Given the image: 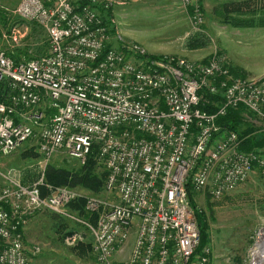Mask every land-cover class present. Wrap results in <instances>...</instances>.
<instances>
[{
  "label": "built area",
  "instance_id": "built-area-1",
  "mask_svg": "<svg viewBox=\"0 0 264 264\" xmlns=\"http://www.w3.org/2000/svg\"><path fill=\"white\" fill-rule=\"evenodd\" d=\"M77 1L21 0L16 8L46 31L45 55L15 63L0 47V155L34 143L43 156L36 181L1 174L0 264H32L27 217L37 208L66 214L79 198L76 189L45 182L50 159L65 152L84 164L95 148L111 195L87 200L97 214L87 224L95 264H209V247L197 252L190 190L220 199L264 169V148L245 152L239 135L218 125L241 105L264 120V77L236 78L220 56L194 63L154 57L137 44L104 51L108 17L96 0ZM200 1L181 0L196 24ZM205 92L222 98L215 113L200 107Z\"/></svg>",
  "mask_w": 264,
  "mask_h": 264
},
{
  "label": "rangeland",
  "instance_id": "rangeland-1",
  "mask_svg": "<svg viewBox=\"0 0 264 264\" xmlns=\"http://www.w3.org/2000/svg\"><path fill=\"white\" fill-rule=\"evenodd\" d=\"M96 1L111 3L114 31L110 33V44L114 47L137 44L151 56H175L194 63H207L220 56L224 68L236 78L264 77V0L200 1L203 15L199 24L194 22L191 10L183 6L181 0ZM20 2L0 0V13L8 18L7 26L0 27V47L7 52L27 45L38 46L39 53L44 54L49 46L48 35L37 23L17 15L15 11ZM240 2H247L251 8ZM225 3L238 4V8L248 12H233V17L256 18L254 26L236 25L227 18L229 15L224 16V11L227 14L232 6L223 9ZM14 28L20 30V38L14 36ZM245 119L255 128L264 129V120L253 112L245 115ZM34 146V143L26 144L10 156L0 155V188L4 184L1 174L10 170L17 171L25 183L38 180L43 156ZM50 163L77 169L81 162L68 153L59 152L45 169ZM98 171H105L104 167L98 166ZM76 190L79 198L111 199L105 192L96 195L86 189ZM194 200L207 216L209 264H252L254 248L264 236V169L256 168L244 184L223 198L215 199L207 193L196 192ZM87 205L86 200L88 216L74 211L70 204L66 214L37 208L27 217L23 233L32 264H95L94 253L82 257L74 249L86 242L93 247V235L87 224H95L97 214ZM126 245L128 258L132 240ZM261 248L264 250V243Z\"/></svg>",
  "mask_w": 264,
  "mask_h": 264
},
{
  "label": "trees",
  "instance_id": "trees-1",
  "mask_svg": "<svg viewBox=\"0 0 264 264\" xmlns=\"http://www.w3.org/2000/svg\"><path fill=\"white\" fill-rule=\"evenodd\" d=\"M92 1L93 0H78L77 2L80 5H84V4H91ZM202 1L203 0H201V3H203ZM239 4L251 8V5L248 4L247 2H240ZM230 5H232L231 8H229ZM94 7L98 8L103 15H106L105 17H108L106 22L109 25V33L113 32L114 27H111L112 24L111 21L113 17L111 8L105 9L103 4H99V2H97L94 5ZM222 7L223 9L229 8L228 10L230 11H228L227 14L226 11L224 10H223L224 13L222 11L220 13H223L224 16L229 15L227 18L233 21V23H236V25L245 24L246 26H254L253 24H255L254 20L256 18L241 17V16L239 18L238 16H234V17L232 16L233 12L240 14H243L245 12L242 10V8H238V4L225 3ZM234 8H238V9H234ZM190 13L192 14V11H190ZM259 22L260 20L258 21V23ZM7 24H8V18L5 17L3 13H0V27L1 28L6 27ZM42 30L44 29L42 28ZM111 46L112 45L108 43L104 51H107L109 48H111ZM39 52L41 53V48H39L38 46L33 47L31 45H27L20 49L19 48L8 49L7 55L10 56L15 61V63H19L24 60H29L43 56L46 54L47 51L44 54H40ZM205 97L207 102H203L200 105V107L204 111H207L209 113H215L217 110L216 104L221 103L222 98L219 95L213 96L207 92H205ZM250 113L251 112L246 107L241 105L237 108L228 109L227 114L218 119V125H220L223 129L225 128L235 131L239 135V138L242 140V144L240 148L245 152H251L256 149L264 148V129H257L253 125L246 122L245 115L249 116ZM31 149H29V152H31V154H34L33 150ZM98 166H103L105 171L99 172ZM106 178H107V170L104 164L98 161L96 148L93 149L87 161L84 164L80 163V167L77 169H70L65 166L58 165L57 163H52V164L50 163L47 166L45 172V182L47 184H50L54 187H68L72 189L82 188L96 195L105 192ZM194 197H195V192L190 190V198H191L192 206L194 208L195 215L201 231V242L197 249V252L200 253L203 250V248L209 245L210 234L207 224L206 213L203 210L199 209L196 201L194 200ZM86 200H88V198L84 196H81L80 198L76 199L75 201L77 202H74L72 204L74 211L82 215L87 214L85 210ZM93 221L95 222V219ZM74 249L76 253H78V255L82 257L84 256L86 257L90 253H93L92 245L89 242L80 243Z\"/></svg>",
  "mask_w": 264,
  "mask_h": 264
},
{
  "label": "bare ground",
  "instance_id": "bare-ground-1",
  "mask_svg": "<svg viewBox=\"0 0 264 264\" xmlns=\"http://www.w3.org/2000/svg\"><path fill=\"white\" fill-rule=\"evenodd\" d=\"M262 241L259 242L253 251L254 260L252 264H264V250H262V245L264 243V236H262Z\"/></svg>",
  "mask_w": 264,
  "mask_h": 264
}]
</instances>
